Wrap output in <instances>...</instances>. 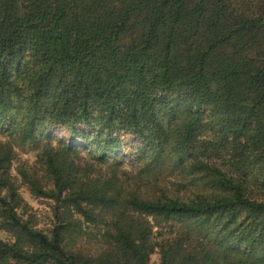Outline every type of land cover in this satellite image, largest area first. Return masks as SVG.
I'll return each instance as SVG.
<instances>
[{
    "label": "trees",
    "instance_id": "trees-1",
    "mask_svg": "<svg viewBox=\"0 0 264 264\" xmlns=\"http://www.w3.org/2000/svg\"><path fill=\"white\" fill-rule=\"evenodd\" d=\"M0 231V264H264V0H0Z\"/></svg>",
    "mask_w": 264,
    "mask_h": 264
},
{
    "label": "rangeland",
    "instance_id": "rangeland-1",
    "mask_svg": "<svg viewBox=\"0 0 264 264\" xmlns=\"http://www.w3.org/2000/svg\"><path fill=\"white\" fill-rule=\"evenodd\" d=\"M57 140H64L71 144L75 148H79L86 151V146L80 141L76 140L72 133L58 126H53L49 130V134ZM127 146H134L137 144V140L132 136L127 137ZM129 153V151H127ZM124 159L131 162L130 158L126 154H121ZM36 162V151L31 147L18 148L17 157L13 162L12 174L15 176L16 183L20 187V193L24 199L23 207L19 209L18 213L26 221L31 222V225L35 228L49 233L57 224V219L55 215L56 203L53 200L45 199L41 197H36L30 192L28 186L24 184L22 178L18 174L20 166L24 165V168H32ZM89 231H94V228L88 229ZM0 238L9 240L10 236L7 233L0 231ZM83 245L89 249H96L98 246L93 241H86ZM153 264L160 263V256L155 254L152 257Z\"/></svg>",
    "mask_w": 264,
    "mask_h": 264
}]
</instances>
